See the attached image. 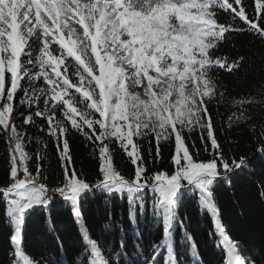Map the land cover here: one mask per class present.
I'll use <instances>...</instances> for the list:
<instances>
[{"label":"snow or ice","instance_id":"1","mask_svg":"<svg viewBox=\"0 0 264 264\" xmlns=\"http://www.w3.org/2000/svg\"><path fill=\"white\" fill-rule=\"evenodd\" d=\"M246 30L264 41V0H0V212L16 264H40L22 251L26 215L59 197L79 223L81 201L97 191L126 200L132 225L151 198L162 238L146 246L138 234L129 247L128 229H121L125 236L109 246L81 223V242L67 264H180L174 237L178 224L184 228L177 216L182 200L211 216L227 264H264L244 258L226 235L214 195L224 177L250 161L226 153L213 106L237 109L227 116L231 127L252 121L246 105H264V96L228 101L212 74L238 67L216 53ZM194 132L199 144L189 143ZM74 135L97 159L94 182L75 168ZM145 140L155 143L153 163L162 143L171 146L167 170L147 167ZM53 142L61 172L50 186L43 165ZM256 143L264 155V125ZM117 155L126 157L127 174ZM105 219L102 235L115 236L116 221L110 214ZM182 243L192 264H200L186 229ZM56 256L49 264H65L59 251Z\"/></svg>","mask_w":264,"mask_h":264},{"label":"trees","instance_id":"2","mask_svg":"<svg viewBox=\"0 0 264 264\" xmlns=\"http://www.w3.org/2000/svg\"><path fill=\"white\" fill-rule=\"evenodd\" d=\"M252 3V0H249ZM226 56L230 62H236L237 68L229 72L224 69H214L219 90L225 93L228 101H235L242 97L264 96V41L248 32L233 34L228 41L222 44L216 53ZM243 57V61L240 58ZM253 118L250 122H241L239 125L228 126L227 116L237 109L231 104L213 106L218 135L226 153L231 156H247L250 161L244 169H237L229 173L215 186V202L219 209L220 219L224 225L226 235L239 244V252L246 259H264V198L259 193L264 192V155L257 150L256 136L260 127L264 125V105L245 106ZM71 151L75 160V168L84 174L89 181H95L97 175V159L92 155V148L78 135L70 138ZM193 140L199 144L196 132ZM149 169L167 170L171 146L161 144V156L153 163L149 150L155 155L156 147L148 140L141 142ZM34 151L32 145L28 146ZM3 154V144H0V156ZM206 155V154H204ZM116 165L127 174L129 165L126 157H115ZM2 164V161H0ZM49 177L48 184L55 186L59 183L61 167L56 153L54 142L49 144L48 159L44 162ZM151 197V193H149ZM151 198L147 201V213H141L137 223L132 225L127 218V201L117 199L111 201L107 196L97 191L89 194L81 201L82 216L78 223L70 213V205L62 198L54 197L47 207H37L26 215L22 233V251L29 259L39 261L40 264H49L57 259L56 252L65 260L72 256L76 245L81 242L80 224L86 226L92 238L109 246L118 244L128 229L127 240L129 247L136 243V235L142 234L143 243L147 246L158 242L162 238L163 223L153 216ZM106 214L116 221L115 236L110 232L102 235V229L107 222ZM178 220L183 221L184 228L179 224L175 232V246L181 255L180 264H192L191 252L186 250L182 243L183 231L186 229L198 244L200 264H227L228 256L224 244L215 235V228L211 216L191 200H182L177 208ZM10 226L0 212V264H16V258L10 242Z\"/></svg>","mask_w":264,"mask_h":264}]
</instances>
